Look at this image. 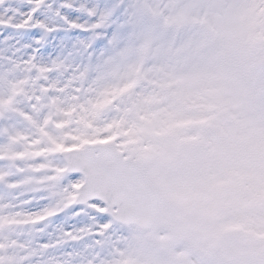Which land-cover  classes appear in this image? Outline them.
<instances>
[{
  "label": "rangeland",
  "instance_id": "1",
  "mask_svg": "<svg viewBox=\"0 0 264 264\" xmlns=\"http://www.w3.org/2000/svg\"><path fill=\"white\" fill-rule=\"evenodd\" d=\"M67 3L91 43L107 38L98 52L88 44L41 58L26 38L37 21H26L35 9L46 28L69 31L62 23L65 0L39 6L0 0V264H216L217 254H249L251 264H264V232L253 227L255 218L210 199L175 173L174 138L206 121L163 110L154 91L161 86L145 75L162 41L176 56L195 53L208 31L226 26L264 44V0ZM43 38L58 39L47 32ZM128 58L131 64L137 58L139 71ZM146 58L152 64L145 68ZM66 92L74 102L62 107ZM90 142L109 143L123 158L142 162L171 214L149 231L112 221L98 231L87 210L73 215L61 196L64 164L56 153Z\"/></svg>",
  "mask_w": 264,
  "mask_h": 264
},
{
  "label": "clouds",
  "instance_id": "2",
  "mask_svg": "<svg viewBox=\"0 0 264 264\" xmlns=\"http://www.w3.org/2000/svg\"><path fill=\"white\" fill-rule=\"evenodd\" d=\"M210 19L215 23L214 14ZM196 32L199 44L200 29ZM204 39L198 52L170 54L162 71L145 72L164 83L179 81L154 90L161 108L178 119L206 121L174 138V170L210 199L254 217L253 227L264 232V44L226 26L208 31ZM151 62L145 59L146 65ZM193 104L206 107L197 110ZM73 175H65V186ZM253 259L217 254L215 262L251 264Z\"/></svg>",
  "mask_w": 264,
  "mask_h": 264
},
{
  "label": "snow or ice",
  "instance_id": "3",
  "mask_svg": "<svg viewBox=\"0 0 264 264\" xmlns=\"http://www.w3.org/2000/svg\"><path fill=\"white\" fill-rule=\"evenodd\" d=\"M45 2L46 0H33L36 6ZM63 7L65 11L62 23L69 30L67 32L46 28L42 22L38 21L35 9L26 21V23L37 21L35 30H26V38L41 58L54 55L65 48L70 50L71 46H87L88 44H91L92 51L98 52L107 44V38L91 43V33L83 28L82 22H77L74 13L67 11V0ZM20 27L24 30L22 26ZM45 32L54 34L58 39L53 38L51 41L44 39ZM108 35H111L110 31ZM120 195H132L131 178L126 173L118 169L105 170L87 163L83 166V171L71 176L70 183L66 186L63 184L61 188L62 198L71 204L70 212L78 216L81 211L87 210L96 221L98 231L109 229L112 217L108 209L113 206L114 198Z\"/></svg>",
  "mask_w": 264,
  "mask_h": 264
},
{
  "label": "water",
  "instance_id": "4",
  "mask_svg": "<svg viewBox=\"0 0 264 264\" xmlns=\"http://www.w3.org/2000/svg\"><path fill=\"white\" fill-rule=\"evenodd\" d=\"M98 151L99 155L95 156ZM71 161L70 171H83V166L91 164L105 170L118 169L131 178L132 195H120L114 198L109 214L117 222L139 226L142 229L151 228L156 223L157 212L165 213V204L161 202L154 187L147 179L144 167L135 161H122L120 155L110 147L90 148L73 154H65ZM117 211H114V209Z\"/></svg>",
  "mask_w": 264,
  "mask_h": 264
},
{
  "label": "bare ground",
  "instance_id": "5",
  "mask_svg": "<svg viewBox=\"0 0 264 264\" xmlns=\"http://www.w3.org/2000/svg\"><path fill=\"white\" fill-rule=\"evenodd\" d=\"M164 33H165V35H164V38L166 39V40H168L169 39V33L170 32H168V31H164ZM163 33V34H164ZM160 57L157 59L158 61H157V63L155 62L154 64H152V66H154V68H152V69H150V70H148V72H154V71H156V70H163V67H164V60L166 59V57L168 56V55H170V54H173V52H171V47L168 45V42H164V41H162L160 44ZM128 61H129V64L131 65V68H133L134 70H136V71H139V67H140V65H139V62L137 61V58L134 60V64H131V59L130 58H128ZM121 65L122 66H124V68H125V66H126V64H124V62L122 61V63H121ZM146 64H145V62H144V67L146 68ZM151 66V67H152ZM151 80H150V83H152L153 82V80L154 81H156L157 82V84L159 85V86H161V88L162 87H165L166 86V83H164V82H162V81H160V80H158V79H154V78H151L150 76H148ZM5 78H9V76H3L2 77V79H1V81H5ZM10 80V79H9ZM170 82L172 81L171 79L169 80ZM179 83V82H178ZM160 89V88H159ZM71 95L69 94V93H64V94H62L61 96H60V100H62V102L61 103H64V105L62 106V107H64L65 105H67L69 102H71V101H73L74 102V98L73 97H70ZM82 107H85V104H83V106ZM163 110H166V111H170L169 109H167V108H163ZM48 171H50V169L49 168H47V170H46V172H48Z\"/></svg>",
  "mask_w": 264,
  "mask_h": 264
}]
</instances>
